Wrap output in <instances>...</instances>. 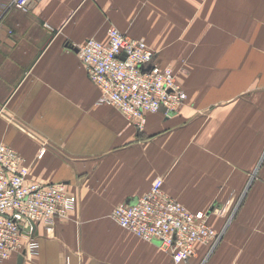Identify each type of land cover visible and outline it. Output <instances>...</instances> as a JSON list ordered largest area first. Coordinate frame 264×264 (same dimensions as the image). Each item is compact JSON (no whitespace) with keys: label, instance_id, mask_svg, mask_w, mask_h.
Here are the masks:
<instances>
[{"label":"crops","instance_id":"0c3cea01","mask_svg":"<svg viewBox=\"0 0 264 264\" xmlns=\"http://www.w3.org/2000/svg\"><path fill=\"white\" fill-rule=\"evenodd\" d=\"M116 26L144 38L187 98L139 129L88 78L77 46ZM0 143L29 179L65 181L75 209L34 224L36 248L0 264H264V0H0ZM161 178L220 233L189 259L109 213Z\"/></svg>","mask_w":264,"mask_h":264},{"label":"built area","instance_id":"2783aa9c","mask_svg":"<svg viewBox=\"0 0 264 264\" xmlns=\"http://www.w3.org/2000/svg\"><path fill=\"white\" fill-rule=\"evenodd\" d=\"M34 0H11L29 11ZM77 55L88 78L99 88L98 104L115 106L142 129L146 114L163 109L177 111L187 94L170 66L154 62V51L144 38L131 37L116 26L107 29V40L88 38L77 46ZM77 197L65 181L29 179L25 158L0 143V261L25 250L33 251L34 224L51 225L75 209ZM109 217L137 237L154 242L178 263L195 255L198 243L210 246L221 234L209 224V213L190 210L163 189L155 179L149 189L130 203L113 207Z\"/></svg>","mask_w":264,"mask_h":264},{"label":"water","instance_id":"95a60500","mask_svg":"<svg viewBox=\"0 0 264 264\" xmlns=\"http://www.w3.org/2000/svg\"><path fill=\"white\" fill-rule=\"evenodd\" d=\"M23 255H24V251H23L21 254H19V257H18V263H20V261L22 260Z\"/></svg>","mask_w":264,"mask_h":264},{"label":"rangeland","instance_id":"374dc122","mask_svg":"<svg viewBox=\"0 0 264 264\" xmlns=\"http://www.w3.org/2000/svg\"><path fill=\"white\" fill-rule=\"evenodd\" d=\"M146 41V40H145ZM175 71V70H174Z\"/></svg>","mask_w":264,"mask_h":264}]
</instances>
